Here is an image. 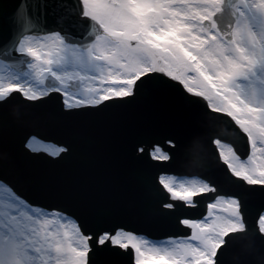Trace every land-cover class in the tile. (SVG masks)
I'll list each match as a JSON object with an SVG mask.
<instances>
[{"label": "snow or ice", "instance_id": "1", "mask_svg": "<svg viewBox=\"0 0 264 264\" xmlns=\"http://www.w3.org/2000/svg\"><path fill=\"white\" fill-rule=\"evenodd\" d=\"M157 90L224 114L246 152L220 138L219 177L176 180L157 165L154 212L183 239H145L112 220L101 195L77 192L45 204L24 190L16 149L0 142V264H264V0H0V120L55 100L56 115L102 119ZM165 146L166 149H165ZM149 163H199L196 146L170 132L132 143ZM218 150V155H217ZM19 151L51 162L74 151L28 131ZM163 173V174H160ZM207 197L199 217L178 215ZM258 203L249 221V207ZM123 264V261H121Z\"/></svg>", "mask_w": 264, "mask_h": 264}, {"label": "water", "instance_id": "2", "mask_svg": "<svg viewBox=\"0 0 264 264\" xmlns=\"http://www.w3.org/2000/svg\"><path fill=\"white\" fill-rule=\"evenodd\" d=\"M57 101H47L31 110L27 125L18 122L23 109L13 110L8 121L0 120V142H7L16 149V167L22 177L24 190L35 200L45 204L66 202V196L77 192L101 195L109 208V226L112 220L128 225L152 240L185 237V232L175 226L173 220L156 215L158 199L152 187V178L158 173L157 165L168 168L167 174L178 177L211 175L220 172L212 157L214 140L237 146L246 152L244 134L230 118H218L217 114L178 102L170 93L152 90L126 106H112L102 119L87 116L63 117L56 115ZM28 131H40L52 142L68 140L74 146L73 153L55 163L43 157L27 156L19 151L20 142ZM170 132L196 146L199 163L191 166L188 160L149 163L151 159H136L132 155V143L143 142L148 148L152 141ZM167 146H165L166 149ZM218 155V150H217ZM163 174V173H160ZM207 197L197 206L177 213L199 217L204 212ZM258 203L250 205L249 221ZM112 264H127V257L110 256Z\"/></svg>", "mask_w": 264, "mask_h": 264}, {"label": "rangeland", "instance_id": "3", "mask_svg": "<svg viewBox=\"0 0 264 264\" xmlns=\"http://www.w3.org/2000/svg\"><path fill=\"white\" fill-rule=\"evenodd\" d=\"M174 177V176H173ZM176 180H188V179H194V178H178V177H174ZM145 238V237H144ZM147 239V238H145ZM167 239V238H166ZM166 239H162V240H158V241H154V242H160V241H164ZM178 239H183V238H178Z\"/></svg>", "mask_w": 264, "mask_h": 264}]
</instances>
